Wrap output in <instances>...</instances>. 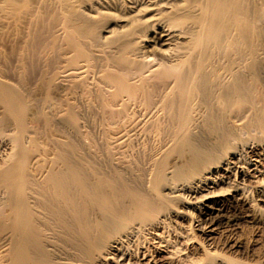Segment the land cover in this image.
I'll return each instance as SVG.
<instances>
[{
  "label": "bare ground",
  "instance_id": "1",
  "mask_svg": "<svg viewBox=\"0 0 264 264\" xmlns=\"http://www.w3.org/2000/svg\"><path fill=\"white\" fill-rule=\"evenodd\" d=\"M54 15L61 103L53 76L33 97L0 70V264H243L165 231L190 204L210 247L238 219L264 222V0H0V37L12 33L19 65L53 48ZM83 94L107 119L112 106H142L157 146L147 167L80 152ZM57 103L73 138L30 160L34 122Z\"/></svg>",
  "mask_w": 264,
  "mask_h": 264
},
{
  "label": "rangeland",
  "instance_id": "2",
  "mask_svg": "<svg viewBox=\"0 0 264 264\" xmlns=\"http://www.w3.org/2000/svg\"><path fill=\"white\" fill-rule=\"evenodd\" d=\"M56 17H57L56 15L52 16L49 23L50 25L49 28L51 29L50 32L51 35L49 34L48 36L47 32L49 29L44 30L47 31L45 32L47 34H44V38H46L47 36L49 38L50 36L52 37L54 35L53 48L51 50L48 47L40 48L38 51H36L37 52V54L35 53L36 57H34L33 61L30 63L31 65L29 64L27 65V67L26 66L23 67L19 65V63H17L18 60L16 61L18 55L12 51L14 50L13 49L14 43L13 44L10 43L12 41V38L10 37L12 33L6 32L4 34V37L2 36L3 39H1L0 37V70L4 78L7 79V81H9L10 83L13 82V84L19 81L22 84L23 89L26 88L24 89L26 90V92L30 91L29 93L33 97H35L36 95H37L36 97H40L43 94L44 88H42V84H43L42 80L46 78V76L47 77L53 76L55 78L54 75L56 76L60 75L62 69L65 67L66 64L65 54L63 49L64 43L62 42V37L60 36L61 31L59 30L60 21L56 19ZM55 22H57V24H55ZM9 33L10 35H8ZM6 38L8 40L11 38V40L8 41L6 40ZM93 77L94 76L92 74H89L86 77V79L89 80V82H91L90 80ZM57 78H55L53 81V83L55 84H53V88H51V93L57 98L58 102L61 103L60 100L63 94H60L62 93V91L59 90V88L61 89V85L58 84L59 78L58 79ZM88 84L90 85V83ZM57 85H59V87ZM85 94L82 95L81 98L82 100L78 105L75 103L76 106H79L76 107L75 109L78 112L80 110L79 112L80 116L78 115V117L80 118V119L78 118V124L80 128L77 134L78 138L76 137L74 139L76 140L77 143L79 142L78 144H80L79 145L80 152L83 149L82 151L83 153L87 154L86 155L87 157L96 159L98 161L110 160L114 163L117 161L116 163L123 162V164H130V165L133 162L134 164L132 163L131 166L135 165L136 166L135 168H138L139 165L141 167L142 165L144 167L145 166L147 167L149 164L148 161L155 154L156 148L153 147L154 146L157 147V146H156V141L153 142L154 140H156V138L154 139V137L148 136L149 132L145 133V136L146 138L150 137L147 138V140L151 139V141L146 142L147 140L143 136L142 118H141L142 106L141 107L139 106L138 108V105L137 106L132 105L130 101H127L123 107L120 105L112 106L111 109L114 111V114L110 118L111 119L110 120L107 119L108 114L106 113V111L102 112L101 110H99V105L96 104V101L94 102V100H92V98L89 97V94L87 95ZM60 106H62V104H58L56 107L51 106L53 108L50 107V110L49 108H46L47 110L45 111L46 112L48 111L49 113L47 114L49 115V119H50L49 122L46 123V121L43 120L44 117L41 115H38L40 117H37V121L34 122L36 129L40 131L38 132L37 135H35L37 143L34 144L39 149L36 147V149L32 151L30 155L31 158L30 160L32 159L34 160V158L36 159V157H38V154L44 152V150H45V154L47 156L49 155L48 157H52L53 155L51 156V154H54L55 152L53 150L55 145H53L54 142L52 140H54L55 138L56 139L61 138L62 140L68 139V141H70V138H73L68 132V129L63 127L64 125H62V123L60 122V119L63 116V109H62L63 106L62 107ZM56 129H59L60 131ZM5 132L8 133L9 130L7 129ZM151 135L154 136L153 134ZM142 140L145 141L142 142ZM3 152H7V150L4 151L2 150V148L0 149V164L2 163L4 158ZM144 154L148 157V160L146 159V156ZM174 159H176L174 154L173 155L171 154L169 157L170 164L171 162L174 163L173 162ZM138 161L139 162L141 161L142 164L139 163ZM144 161L146 165L143 164ZM137 164L139 165L137 166ZM255 204L257 206L258 202ZM195 206L196 204H192V205L190 204L186 209H184V213L186 215L185 221L170 223L167 226L168 228L165 231V236H167V238L172 239L173 234H178L183 232L184 234L182 233V237L183 236L193 237L194 240L201 247H203L202 249H205L207 247L209 249L212 248L211 249L212 251L215 247L214 249L215 253H213L214 254L213 257L223 258V256H229L243 264H264V222L253 223L248 220L245 221L243 219H238L236 221V225L234 226L221 227L218 230L217 234L214 235L215 237L212 240L214 241V246L210 247L208 246L209 242L205 239V237L203 236L197 237L198 234L195 231H193V229L191 228V224H189V222L191 223V221H193L194 217L197 214L196 213L197 209H195ZM176 207L177 209L178 207L179 209L180 208L182 209V206L180 205L179 202L178 205H176ZM226 216H230L231 218L234 217L232 216L231 212L226 213ZM233 247H237V251L231 253V249H233ZM192 256L194 260L197 258L198 260H206V257L203 254H201V252H195Z\"/></svg>",
  "mask_w": 264,
  "mask_h": 264
}]
</instances>
